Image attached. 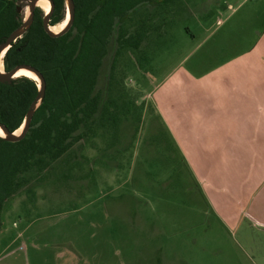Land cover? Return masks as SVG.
Masks as SVG:
<instances>
[{
  "label": "rangeland",
  "instance_id": "374dc122",
  "mask_svg": "<svg viewBox=\"0 0 264 264\" xmlns=\"http://www.w3.org/2000/svg\"><path fill=\"white\" fill-rule=\"evenodd\" d=\"M67 13L68 7L55 26L62 27ZM217 18L227 19L225 25L203 29ZM263 21L264 0H170L133 15L124 28L144 26L148 37L138 49L119 53L114 80L112 55L106 58L97 84L102 111L82 127L89 134L31 192L5 203L0 264H264V225L256 223L264 221V145L254 144L257 113L222 115L215 98L220 108L212 124L190 116L177 127L153 93L170 78L191 75L201 54H211L209 46L223 59L231 55V62L250 59L248 46L259 32L264 35ZM260 56L254 53L251 67L205 61L199 70L226 65L216 68V85L231 81L238 87L239 72L256 71ZM185 79L195 91L196 83ZM164 91L178 108L179 89ZM177 130L195 138L186 145Z\"/></svg>",
  "mask_w": 264,
  "mask_h": 264
},
{
  "label": "trees",
  "instance_id": "16d2710c",
  "mask_svg": "<svg viewBox=\"0 0 264 264\" xmlns=\"http://www.w3.org/2000/svg\"><path fill=\"white\" fill-rule=\"evenodd\" d=\"M76 12L72 27L51 36L43 23L45 12L38 7L32 26L10 46L4 68L29 64L46 78V93L32 117L23 139L13 142L0 135V231L5 203L22 191L31 192L45 171L86 136V128L102 111L97 84L109 55L111 79L117 78L119 53L137 49L148 37L146 27L124 28L133 15L170 0H73ZM50 24L65 19V0H53ZM24 10L18 0H0V45L22 26ZM36 79L19 76L0 81V122L15 132L21 128L40 87ZM90 132V131H89ZM39 177V178H38ZM39 180L38 183H36Z\"/></svg>",
  "mask_w": 264,
  "mask_h": 264
},
{
  "label": "crops",
  "instance_id": "0c3cea01",
  "mask_svg": "<svg viewBox=\"0 0 264 264\" xmlns=\"http://www.w3.org/2000/svg\"><path fill=\"white\" fill-rule=\"evenodd\" d=\"M207 19H212V18H207ZM226 20L224 21L220 18H217L216 24L212 22L208 24V26L203 24V29L207 30L208 32L214 29L216 25L217 26L225 25ZM262 23L259 26L261 27V29L264 27V21ZM253 30H254L253 31V34H254L256 30L258 29L256 27H253ZM216 33L217 32H215L214 34ZM216 42L218 41L216 40L215 43ZM257 46L258 48L254 50V48ZM229 47L230 46H227V49ZM207 48L209 51H211L210 53L212 55L207 54L206 52L202 53L201 55L203 56L202 58L203 61L200 63L198 67H194L190 69L192 73L191 75H189L188 73L183 74L184 76L180 75V77H177V80L175 78L173 79L170 78L166 80L165 82H163L161 86H158L159 88L154 90L153 92L154 96L156 100H158L157 107L161 109V112L163 113L164 116H166V118L170 120L173 119L172 121L177 127H178L177 124L179 123L180 125H182L181 122L184 121L183 117L189 118L190 116L191 118H193L194 121H197V118L204 120L202 123L204 125L212 124L213 121L218 119L217 118V115L219 114L218 109L220 108V105H218V103L213 102V100L216 101V99L218 102H222L221 104L222 115H229L228 112L230 111L236 112V110H239L243 114V116H244V113H247V111H248L247 115L255 114L256 112L257 122H256V125L254 126L255 127L254 144L258 147L260 145H264V142L261 141L264 138V134L261 133L262 132L261 128L264 126V119H262L263 113H264V68H263L264 52L263 54L260 53L262 49L264 48V35H262V33L260 34L259 32L258 36L254 39L252 45L248 46L247 51L249 52L247 54H248V57L249 55H251L250 59L247 57L243 58V56H238V57H235V59L233 60L235 62H240L241 64L242 62L246 63L249 67H251V61H254V53L258 52L259 56L260 54H262V56H260V59L257 58L258 60L256 63V71L250 74L246 72L245 70L242 73L239 72L240 76L242 75V79L238 87H233L231 84V81L230 83L225 81V83L227 84V86L225 87L220 88L216 85L217 77H213V75L215 71H217L216 68L222 67L223 66L222 64L212 65L208 67L205 66L206 68L204 69V71L199 70L201 69L200 67L203 66V62L205 61L208 63L209 62H217V63L223 62L226 64L233 63V61L231 62V58L230 59L228 58V57H231V55H227L223 59V57H220L218 54L214 53L213 49L215 48V45H213L212 48L210 46ZM229 50L231 51V48ZM229 50H226L225 53H227ZM239 52L240 51L237 50L236 53H239ZM214 56H218V57L215 58ZM258 65L263 70H258ZM226 67H227L226 65L223 66V69H225ZM227 71L228 70L223 71L222 74L223 73L225 74ZM187 75L196 83L194 84L195 86L193 87L194 89L196 88L195 91H192V88H190V86H192L191 84L192 82L185 79ZM243 76L245 77L247 76V77L244 78ZM172 86H175L177 89H179L181 93L180 102L178 103V108L176 107V104L173 105L170 103V101L166 98V93L164 91L165 89L172 87ZM187 87H188V91H186ZM197 89L200 90L201 94L199 93ZM217 91H220V92L218 93ZM193 92L195 93L194 94L195 97H191ZM197 92L199 94H197ZM184 102H185V105L182 107L181 104ZM213 104H217V105H215L214 107ZM259 111L261 112L259 113ZM237 119L239 120V123H240L241 120H240L239 114H238ZM194 121H192V123ZM176 133H179L177 136L178 139L184 140L185 141L184 144L186 145L191 143V141L195 138V136H193V133L191 132L187 136L186 134H183L182 137H181V132H179V130H177ZM208 135L209 134H205L206 137ZM256 223L264 225V221L256 220Z\"/></svg>",
  "mask_w": 264,
  "mask_h": 264
},
{
  "label": "water",
  "instance_id": "95a60500",
  "mask_svg": "<svg viewBox=\"0 0 264 264\" xmlns=\"http://www.w3.org/2000/svg\"><path fill=\"white\" fill-rule=\"evenodd\" d=\"M38 1L39 0H18V5H19V11L21 12L25 7H29V12L27 18L24 19V22L22 26L18 29H15L14 31L11 32V34L7 37V39L0 45V60L2 57L3 52H7L8 48L12 46L19 38L23 36V34L27 31L32 26V23L34 21V15L36 12V9L39 7L38 6ZM51 4V8L48 12L45 13L43 23L46 31L51 34V36H60L67 31H69L72 27L73 21H74V13L76 12L75 9V3L73 0H65L66 1V6L68 7V16L69 19L67 20L66 25L62 30H59L58 32H53L51 31V24H50V17L51 13L54 11V2L53 0H49ZM4 63L5 61L3 60V68H4ZM5 69V68H4ZM21 69H29L33 73H35L39 80V87L40 91L37 96V98L33 101L32 105H30V108L28 110V114L25 117L24 123L21 126L22 130L20 133L17 134V131L13 132L11 131L8 126L0 122V128L5 132L4 136L8 138L9 140H12L13 142L20 141L21 139L24 138L26 133L28 132L31 124L32 117L35 114L36 109L39 107L42 99L45 96L46 93V78L44 75L37 70L36 68L32 67V65L29 64H20L17 65L16 67L14 66L10 71L6 70H0V81L1 82H6V81H11L13 78H16V74L19 70ZM37 80V79H36Z\"/></svg>",
  "mask_w": 264,
  "mask_h": 264
},
{
  "label": "bare ground",
  "instance_id": "6f19581e",
  "mask_svg": "<svg viewBox=\"0 0 264 264\" xmlns=\"http://www.w3.org/2000/svg\"><path fill=\"white\" fill-rule=\"evenodd\" d=\"M38 6L41 7L42 9H44L46 12H48L51 8V4H50V1L49 0H39L38 1ZM28 6H27V9L26 11H28ZM68 20V16L66 18ZM65 20V19H64ZM67 20L66 22L63 23L62 27H57V26H52L51 27V31L53 32H58L59 30H62L64 28V26L66 25L67 23ZM4 57H5V52H3L2 54V57H1V60H0V70H3V60H4ZM17 77L19 76H28V77H32V79H37L39 80L38 76L33 73L31 70L29 69H21L17 72L16 74ZM22 130V128L18 129L17 130V134L20 133ZM5 132L0 128V135H5L4 134Z\"/></svg>",
  "mask_w": 264,
  "mask_h": 264
}]
</instances>
